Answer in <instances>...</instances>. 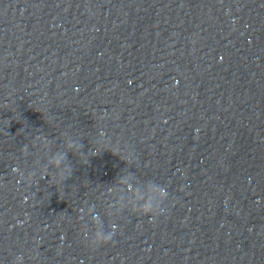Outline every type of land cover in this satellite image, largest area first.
<instances>
[{
	"label": "clouds",
	"instance_id": "obj_1",
	"mask_svg": "<svg viewBox=\"0 0 264 264\" xmlns=\"http://www.w3.org/2000/svg\"><path fill=\"white\" fill-rule=\"evenodd\" d=\"M81 140L73 139L70 135L65 134L63 149L55 152L49 151L44 171L46 172L48 167H53L63 181L69 179L73 174V167L68 160V153L71 152L77 157L85 154L82 151ZM50 143L51 141H44L45 148H48ZM116 155L126 162L127 167L118 174L115 182L108 189L111 201L106 215H119L125 210L153 218L164 215L167 212L166 202L169 199L167 187L153 180H140L134 172L129 171L132 168L130 165L133 160L130 152L124 155L117 153ZM85 217L83 242L87 247L98 248L114 242L118 226L116 224L105 226L104 217L96 211L94 205L87 208ZM12 264H24L23 253H18Z\"/></svg>",
	"mask_w": 264,
	"mask_h": 264
}]
</instances>
